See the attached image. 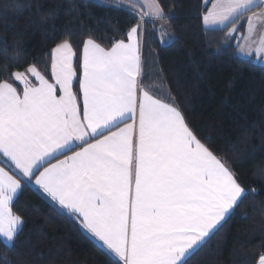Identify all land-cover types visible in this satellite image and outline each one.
Here are the masks:
<instances>
[{
	"label": "snow or ice",
	"instance_id": "1",
	"mask_svg": "<svg viewBox=\"0 0 264 264\" xmlns=\"http://www.w3.org/2000/svg\"><path fill=\"white\" fill-rule=\"evenodd\" d=\"M132 3L138 22L126 40L110 47L91 35L83 41L79 76L68 39L49 53L51 80L35 63L0 70L6 76L0 79V237L6 244L23 225L14 199L33 182L76 216L112 264H188L244 197L235 172L197 138L174 98L167 102L143 84L140 29L146 17L165 20L166 14L160 0ZM245 16L248 35L240 39L247 41L264 23V0H216L202 19L221 30L231 25L234 38ZM256 53L264 60V38Z\"/></svg>",
	"mask_w": 264,
	"mask_h": 264
},
{
	"label": "trees",
	"instance_id": "2",
	"mask_svg": "<svg viewBox=\"0 0 264 264\" xmlns=\"http://www.w3.org/2000/svg\"><path fill=\"white\" fill-rule=\"evenodd\" d=\"M160 2L165 32L151 21L142 24L144 82L167 102L169 95L174 98L197 138L227 161L246 190L188 264H257L264 255V64L239 56L234 43L210 42L209 32L225 34L231 25L208 29L204 0ZM132 8L129 0H0V70L23 71L35 63L51 78L49 53L68 39L79 76L83 41L91 35L110 47L126 39L138 22ZM10 56L23 66L12 65ZM13 210L23 225L11 244L0 237V264H112L75 217L31 184L18 194Z\"/></svg>",
	"mask_w": 264,
	"mask_h": 264
},
{
	"label": "crops",
	"instance_id": "3",
	"mask_svg": "<svg viewBox=\"0 0 264 264\" xmlns=\"http://www.w3.org/2000/svg\"><path fill=\"white\" fill-rule=\"evenodd\" d=\"M129 1H131L132 2V0H129ZM216 2V0H204V3H205V5L207 6V10H206V12L209 10V9H211L212 8V5H213V3H215ZM206 12H205V14H206ZM204 14V15H205ZM145 20L146 21H151L152 23H154V24H157L158 25V27L161 29V25H163V28H164V30L165 29H167L168 27H167V24L165 23V21L164 20H153V19H151V18H148V17H146L145 18ZM246 20H247V16H245L242 20H240L238 23H236V26L238 27V29H239V31L235 34V37L234 38H232V37H229L228 36V32H229V30H230V28H231V26H230V28L226 31V33L225 34H223V33H221V32H219V31H211V32H209V40H210V42L212 43V44H214V45H216V46H228L230 43H234V44H236V52H237V54L239 55V56H241V57H243V58H251V59H254L256 62H258V63H260V64H263L261 61H263V60H261V59H259L258 57H257V53H256V48L259 46V44H260V41H261V39L262 38H264V23H258L257 24V27H256V31H255V33L247 40V41H245V40H243V39H240V37L241 36H247L248 35V33H247V30H246ZM205 25V24H204ZM208 29H213V30H218L219 28H214V27H210V26H208V25H205ZM140 32H141V58H142V62H143V72H144V75H145V71H147L146 69H147V61H146V59H147V51H146V49H144V45H143V27H141V29H140ZM126 40V39H125ZM238 43L239 44H241V45H244L245 46V48H248V49H251V53H250V55H242L241 53H240V50H239V48L237 47V45H238ZM146 48V47H145ZM74 65H75V67H76V58H75V60H74ZM76 70H77V67H76ZM77 74H78V71H77ZM81 74V73H80ZM52 79V77L51 78H49V80H51ZM144 76H143V84L144 85H146V86H148L145 82H144ZM10 82H12V83H14L17 87H19V83L18 82H15V81H10ZM33 83H36V81L35 80H33ZM75 84H76V82H74V91H78V89L75 87ZM149 87V86H148ZM150 88V87H149ZM151 89V88H150ZM153 94L154 95H156L157 96V94L155 93V92H153ZM159 97V96H158ZM159 98H161V97H159ZM161 99H163V98H161ZM129 123H131V121H128ZM121 126H123V125H121ZM75 150H79L78 148L77 149H74V151ZM66 155H71V153L69 152V153H66ZM59 159H63L64 157L63 156H60V157H58ZM53 163H55L56 161L55 160H53L52 161ZM32 186H34V187H36L37 189H39L37 186H35L34 185V182L31 184ZM40 190V189H39ZM41 192H42V190H40ZM45 194V193H44ZM46 196H47V194H45ZM48 197V196H47ZM17 198V197H16ZM15 198V199H16ZM14 199V200H15ZM49 199H51L50 197H49ZM52 200V199H51ZM53 201V200H52ZM56 205H58V203L57 202H55V201H53ZM59 206V205H58ZM60 207V206H59ZM61 208V207H60ZM62 210H64V211H66L67 213H69L70 215H72L73 217H75L76 218V216L75 215H73V214H71L70 212H68L66 209H63V208H61ZM233 211V210H232ZM231 211V212H232ZM230 212V213H231ZM229 216V215H228ZM227 216V217H228ZM227 217H226V219H227ZM77 219V218H76ZM78 220V219H77ZM79 221V220H78ZM224 222V221H223ZM222 222V223H223ZM221 223V224H222ZM219 227V226H218ZM86 230V229H85ZM87 231V230H86ZM211 236V235H210ZM3 239V238H2ZM96 239V238H95ZM208 239V238H207ZM206 239V240H207ZM257 264H259V261H258V263Z\"/></svg>",
	"mask_w": 264,
	"mask_h": 264
},
{
	"label": "rangeland",
	"instance_id": "4",
	"mask_svg": "<svg viewBox=\"0 0 264 264\" xmlns=\"http://www.w3.org/2000/svg\"><path fill=\"white\" fill-rule=\"evenodd\" d=\"M103 1L110 2V3H119V0H103ZM261 62L264 64V60Z\"/></svg>",
	"mask_w": 264,
	"mask_h": 264
}]
</instances>
